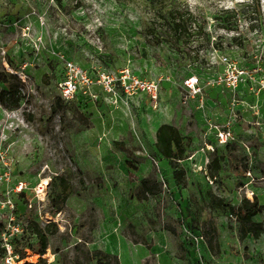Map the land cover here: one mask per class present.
<instances>
[{
  "label": "rangeland",
  "instance_id": "rangeland-1",
  "mask_svg": "<svg viewBox=\"0 0 264 264\" xmlns=\"http://www.w3.org/2000/svg\"><path fill=\"white\" fill-rule=\"evenodd\" d=\"M174 8L191 14L181 39L164 18ZM221 57L251 78L224 86ZM65 60L153 81L157 102L138 93L112 105L99 90L96 101L78 95L53 112ZM0 73L21 83L19 106H0V243L10 201L18 264L38 260L29 220L58 228L45 264H93L94 250L119 264H264V234L240 241L235 217L209 201L237 206L248 189L264 204V0H0ZM161 124L187 144L183 186L156 154ZM58 177L68 198L53 214ZM143 178L156 188L139 200ZM253 221L264 225V211Z\"/></svg>",
  "mask_w": 264,
  "mask_h": 264
},
{
  "label": "trees",
  "instance_id": "trees-1",
  "mask_svg": "<svg viewBox=\"0 0 264 264\" xmlns=\"http://www.w3.org/2000/svg\"><path fill=\"white\" fill-rule=\"evenodd\" d=\"M231 12L233 13V11ZM190 16L191 14L185 13L176 8L166 12L164 18L167 20L171 33L177 39H181L188 35L189 23L187 20ZM0 83L4 87L0 90V106L8 110L17 108L22 100L19 91L21 84L19 79L13 74L0 73ZM64 104L65 102L61 100L59 96L55 97L53 112L56 111L55 107L59 109L62 108ZM114 145L119 146L120 142H115ZM154 148L156 154L168 162L172 170L171 175L174 182L181 186L185 185V171L181 167L180 162L187 158V144L181 133L170 124H161L155 133ZM218 163L217 158L212 160L211 168L214 171V173H211L212 176L219 170ZM57 179V183H51L53 188L49 194V202L53 214L62 210V207L68 198V182L64 177H58ZM150 185L151 182L148 178L140 180L141 197H138L139 200H145L146 194H153L156 187ZM19 196L22 197L23 193L19 194ZM209 201L211 206L224 209L235 217L239 226L238 238L240 241H243L248 235L257 240L262 234H264V225L253 221L255 216L264 211V204H260L256 197L252 200L244 197L237 206L224 204L221 199L215 197L213 194H209ZM57 230L58 228L53 222L46 223L44 227H41L33 220L28 221L27 231L35 239L36 249L34 251L38 254L37 262L28 264H45V259H43L42 256L48 249V237L57 232ZM209 246L211 247V242H209ZM1 253L0 250V254ZM20 254H23V250L20 251ZM87 257L88 260L94 262L93 264H119L117 256L100 250H94L87 253Z\"/></svg>",
  "mask_w": 264,
  "mask_h": 264
},
{
  "label": "built area",
  "instance_id": "built-area-1",
  "mask_svg": "<svg viewBox=\"0 0 264 264\" xmlns=\"http://www.w3.org/2000/svg\"><path fill=\"white\" fill-rule=\"evenodd\" d=\"M220 60L226 66L219 78V82L224 86L233 89L243 80L251 78V75H248L247 72L229 63L226 57H221ZM63 70L64 77L58 81L57 91L58 96L64 102L72 101L76 99L78 95L96 101L98 100V94L94 91L95 87L99 88L108 96L109 102L112 105H117L120 100L126 101V97H131L138 93L145 94L154 104L157 102L158 85L153 81H144L129 75L126 70L120 71L118 75H111L96 70L95 74L92 75L76 63L67 60L63 61ZM187 82L185 84L188 86L189 83ZM260 84L263 85L264 82ZM216 137L219 144H225L227 140L231 139L230 133L223 130L218 131ZM247 176H249V174H247ZM14 190L20 193L22 190V183H19ZM244 197L252 200L254 198V193L246 189L244 191ZM6 204L9 211L6 218V225L1 235L0 249L3 253L4 264H18L21 262V259H19V255L15 253L12 243L14 237L20 233V228L14 220V206L10 201H7ZM28 207L31 208V203H28ZM48 218L50 221L51 218ZM187 234L192 243L196 246L202 241V237L199 235L197 236L190 232H187Z\"/></svg>",
  "mask_w": 264,
  "mask_h": 264
},
{
  "label": "bare ground",
  "instance_id": "bare-ground-1",
  "mask_svg": "<svg viewBox=\"0 0 264 264\" xmlns=\"http://www.w3.org/2000/svg\"><path fill=\"white\" fill-rule=\"evenodd\" d=\"M187 83H189L188 87L192 88V87H194L196 80L194 78H192V80L188 81ZM43 184H46V182L43 181Z\"/></svg>",
  "mask_w": 264,
  "mask_h": 264
},
{
  "label": "crops",
  "instance_id": "crops-1",
  "mask_svg": "<svg viewBox=\"0 0 264 264\" xmlns=\"http://www.w3.org/2000/svg\"><path fill=\"white\" fill-rule=\"evenodd\" d=\"M80 66V65H79ZM100 89L99 88H94V91L96 92V93H98V92H101V91H99ZM78 97V96H77ZM115 142H119V141H115ZM114 142V143H115ZM122 144H121V142H120V145L119 146H121ZM200 244V243H199ZM199 246V245H198Z\"/></svg>",
  "mask_w": 264,
  "mask_h": 264
}]
</instances>
